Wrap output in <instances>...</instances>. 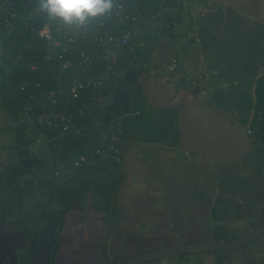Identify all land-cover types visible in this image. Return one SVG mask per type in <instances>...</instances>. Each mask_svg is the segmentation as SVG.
Listing matches in <instances>:
<instances>
[{"label": "crops", "instance_id": "crops-1", "mask_svg": "<svg viewBox=\"0 0 264 264\" xmlns=\"http://www.w3.org/2000/svg\"><path fill=\"white\" fill-rule=\"evenodd\" d=\"M190 6L193 14L175 20L146 19L136 45L147 46L140 64L122 69L113 59L102 75L100 125L124 140L114 233L106 236L113 224L97 212L94 195L66 207L48 183L70 166L66 156L45 135L34 142L33 131L18 147L0 107V245L15 264H50L54 250L56 264H101L106 238L115 257L238 239L264 222V0ZM195 71L210 75L213 93L199 95L187 75ZM183 264H264V243Z\"/></svg>", "mask_w": 264, "mask_h": 264}, {"label": "trees", "instance_id": "trees-1", "mask_svg": "<svg viewBox=\"0 0 264 264\" xmlns=\"http://www.w3.org/2000/svg\"><path fill=\"white\" fill-rule=\"evenodd\" d=\"M41 2L42 0H19L16 4L19 15L17 28L8 31L13 40V36H16V46L22 45L24 41L31 42L34 45L32 50L21 54L20 58H17L15 52V55L13 53V56L9 59L0 58V95L2 96L0 107L9 110L8 113H10V122L5 127L8 129L14 128L12 122L19 116H17L18 109L22 108L24 101L29 100V95H33L32 100L35 102L40 99L43 93H49L51 90L56 91L54 100L47 101L48 108L55 112L64 110L66 115H71V123L74 124V128H70L66 135L59 137L58 130L49 128L47 125L44 126L39 122L21 124L16 128L20 137L18 147L29 143L30 131H33L35 136L44 132L45 137L51 138L52 140L49 142L60 147L61 153L66 156L65 161L70 166L61 168L56 174H53L48 179L49 185L67 205L66 207L70 206V203L84 202L89 195H94L97 212L107 214L106 221L113 224V230L109 232L111 234L117 230L120 186L125 181L122 155H116L112 149V145L115 144L113 140L114 132L111 130H105V132V127H96L94 124L92 120L94 114L89 108L92 97L86 95L83 98L74 100L67 89L70 82L67 78L68 75L57 78L59 75V58L57 57L61 55L62 51L55 50V60L43 58L44 50L42 48L45 41L39 40L35 34L36 29L48 19L38 7ZM141 9L146 10V7H141ZM51 24L54 29V21H51ZM85 27L86 29L97 28L93 23ZM3 32H6V30ZM90 38L91 41L88 44L83 40L71 47L75 55L68 54L70 48L64 54L77 61V56L81 52L85 51L89 55L95 54L94 49L97 44L94 42L93 36H90ZM1 40L8 41L5 35L0 33ZM139 41L135 37L131 44L127 46L126 53L117 52L118 57L127 59L134 65H139L142 60V50H147V46L136 47ZM38 42H41V45ZM76 48L80 50H76ZM109 63H113V56L107 59L102 54L86 71L92 76H102L107 71L111 73L108 69ZM33 65L36 68H32ZM102 69L103 71L100 72ZM25 81L27 82L21 85ZM13 93L18 96L17 99H19V102L21 100V103L17 102V99L14 103L12 102L10 96ZM17 105L19 106L18 109ZM81 110L83 111L81 112ZM44 140L48 141L47 138H44ZM77 162H79V165L76 164ZM261 242L264 243V238L261 239ZM107 247L108 239L106 238L103 243L104 254L107 253Z\"/></svg>", "mask_w": 264, "mask_h": 264}, {"label": "built area", "instance_id": "built-area-1", "mask_svg": "<svg viewBox=\"0 0 264 264\" xmlns=\"http://www.w3.org/2000/svg\"><path fill=\"white\" fill-rule=\"evenodd\" d=\"M19 0H0V33L5 35L7 40L0 41V58L9 59L13 53H17V58L26 51L32 50L33 43L23 42L22 45L16 46V36L14 40L8 31L17 28V21L19 19L18 8L16 4ZM114 10L112 15L104 18H97L87 22L85 26L94 24L97 28L86 29L76 25L65 26L54 21L55 28H52L50 20H46L42 26L36 29V36L39 40L45 41L42 50L44 59H56L55 50H61L62 53L59 58L57 78H63L68 75L67 89L72 98L80 99L86 95L92 97V102L89 105L90 110L94 114L92 120L96 127L100 126V118L102 114V98L104 97L106 89V79L102 76H92L86 70L90 65L104 54V57H112L115 53H126V48L131 44L132 40L142 34V27H145L144 21L146 19H161L174 18V20L184 14H193L194 10L190 6L191 0H113ZM146 7V10L141 9ZM210 7H203V10H209ZM146 11V12H145ZM99 28V29H98ZM10 29V30H8ZM6 30V32H3ZM33 31V29H32ZM20 34V33H19ZM94 37L95 45L94 53L81 52L77 56L78 61L72 57H67L64 53L74 54L71 47L84 40L85 43H90L91 38ZM41 45V42H38ZM70 46V47H69ZM76 50H80L76 48ZM14 53V55H15ZM23 56V55H22ZM36 66L33 65L32 68ZM79 68H82L79 70ZM13 73V72H12ZM167 74L168 79L172 78L173 83L177 80V74L172 72ZM188 76H193V83L201 89L199 95H203L208 91H212L213 80L208 73L203 71L187 72ZM166 77V78H167ZM1 78V77H0ZM23 82L21 85L25 84ZM20 85V86H21ZM23 88V87H21ZM56 91L51 90L49 93H43L40 99L35 102L32 100L33 95H29V100L24 101L22 108L17 114V119L12 122L16 129L21 124H31L39 122L44 126L58 130V136L66 135L70 128H74L71 123V115H66L64 110L55 112L48 108L49 100H54ZM0 95V100L1 99ZM202 98V97H201ZM22 101L20 100L19 103ZM18 109V110H19ZM83 110H81L82 112ZM116 124V123H115ZM79 131V130H78ZM44 132L37 136L33 135L34 142L40 141ZM113 140L115 144L112 145L116 155H121L124 145L123 138L119 132L114 133ZM79 165V162L76 163Z\"/></svg>", "mask_w": 264, "mask_h": 264}, {"label": "water", "instance_id": "water-1", "mask_svg": "<svg viewBox=\"0 0 264 264\" xmlns=\"http://www.w3.org/2000/svg\"><path fill=\"white\" fill-rule=\"evenodd\" d=\"M227 1L230 2V0ZM113 59L122 69H124L126 66H129L128 61L116 57L115 54H113ZM133 71L134 68L131 69V72ZM128 75L130 76V74ZM259 221H260L259 226H257L254 230L246 233L243 237L238 239L224 240V241L212 240L204 244L191 245V246L187 245V246L161 247L150 252L148 250L142 251L134 256L130 254L131 256H129L127 259L118 262H112L111 264H148L155 260L169 259V258H175V257L187 256V255L190 256L201 255V254L220 252V251H229V250L231 251L235 249L249 250L252 247L257 246L259 241L261 242L260 239L264 238V222L263 220H261V218ZM256 248L258 249L259 252V248L258 247ZM56 251L57 250H54L52 252L51 264H55Z\"/></svg>", "mask_w": 264, "mask_h": 264}, {"label": "clouds", "instance_id": "clouds-1", "mask_svg": "<svg viewBox=\"0 0 264 264\" xmlns=\"http://www.w3.org/2000/svg\"><path fill=\"white\" fill-rule=\"evenodd\" d=\"M38 7L51 21L83 28L90 20L112 15L115 5L113 0H42Z\"/></svg>", "mask_w": 264, "mask_h": 264}, {"label": "rangeland", "instance_id": "rangeland-1", "mask_svg": "<svg viewBox=\"0 0 264 264\" xmlns=\"http://www.w3.org/2000/svg\"><path fill=\"white\" fill-rule=\"evenodd\" d=\"M179 30H181V29H179ZM181 31H183V30H181ZM178 34V33H177ZM179 35H181V36H186V35H189V34H186L184 31L183 32H179ZM186 41V40H185ZM132 46H134V45H132ZM11 72V71H10ZM12 73V72H11ZM175 84V83H174ZM197 88V87H196ZM197 89H199L197 92H200V88H197ZM210 93H212L211 91H210ZM11 100H12V102L14 103L15 102V100L18 98V96L15 94L14 95V93L13 94H11ZM17 102H19V99H17ZM16 104V103H15ZM18 104V103H17ZM19 108V106L17 105V109ZM4 112H6V113H8V111L9 110H5V109H2ZM3 111H1V112H3ZM19 111H20V109L18 110V112L17 113H19ZM9 114V116H10V113H8ZM102 114H103V112H102ZM103 116V115H102ZM102 116H101V119H102ZM101 121V120H100ZM102 122H103V120H102ZM1 126H4V123H0V129H1ZM15 131H16V129L15 128H13ZM14 131V132H15ZM39 142V141H38ZM2 154V153H1ZM4 155V154H3ZM71 204V203H70ZM1 246V248H0V251H1V257H2V259L4 260V262H1V264H15V256H13V257H9L6 253H7V250H6V247H4L2 244L0 245ZM115 259H121V252H116L115 253ZM114 256V255H113ZM191 256H193V255H191ZM190 255H187V256H184L185 258H188V257H191ZM183 257V260H180L179 262L181 263V264H183L184 263V258ZM152 264H154V262L152 263Z\"/></svg>", "mask_w": 264, "mask_h": 264}, {"label": "flooded vegetation", "instance_id": "flooded-vegetation-1", "mask_svg": "<svg viewBox=\"0 0 264 264\" xmlns=\"http://www.w3.org/2000/svg\"><path fill=\"white\" fill-rule=\"evenodd\" d=\"M68 208V207H67ZM66 215H67V213L66 214H64V216H63V218H65L66 217ZM66 219V218H65ZM64 221V220H63ZM108 235H110V234H107L106 236H108ZM56 241V240H55ZM103 242H104V239H103ZM124 249V248H123ZM155 249H157V248H148L147 250L150 252V251H154ZM103 250V249H102ZM101 250V257H102V263L101 264H111L112 262H118V261H122V260H125V259H127L129 256H131L130 254H128V255H123L122 256V258L121 259H115L114 257H111L110 255H109V253H108V251H107V253H105L104 254V251H102ZM125 250V249H124ZM57 252V251H56ZM220 252H222V251H220ZM139 252H136V253H134V254H132V256H134V255H136V254H138ZM213 253H218V252H213ZM104 254V255H103ZM207 254H210V253H207ZM51 257H52V253H51V256H50V264H51ZM181 257V256H180ZM65 262V264H70V263H68V262H66V260L64 261ZM0 264H1V262H0ZM32 264H38L37 262H35V263H32ZM55 264H56V253H55Z\"/></svg>", "mask_w": 264, "mask_h": 264}]
</instances>
